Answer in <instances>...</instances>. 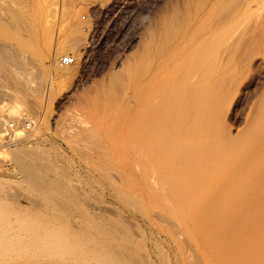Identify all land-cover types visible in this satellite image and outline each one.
I'll return each instance as SVG.
<instances>
[{"label":"bare ground","instance_id":"obj_1","mask_svg":"<svg viewBox=\"0 0 264 264\" xmlns=\"http://www.w3.org/2000/svg\"><path fill=\"white\" fill-rule=\"evenodd\" d=\"M41 1L50 18L53 0ZM171 6L170 11H159L153 27L144 29L122 68L107 75L105 84L114 94L122 92L124 77L136 85L125 94L128 100L122 110L128 125L125 138L129 134L132 140L121 141L126 145L119 157L123 165L115 171L120 183L112 185L122 193L134 188L129 168L135 158L140 183L155 188L150 204L166 209L157 206L154 218H166L173 233L186 237L185 250L195 257L193 264H208L212 251L218 256L226 253L220 264H264V232H255L264 228V0H175ZM47 19L48 26L44 24L34 37L48 58L57 60L86 38L78 23L62 33L59 27L54 36L53 20ZM74 63L62 66L66 69L60 73L72 78ZM88 91L80 94L83 103L88 102ZM233 117L236 123L230 124ZM113 130L116 137L119 133ZM4 134L0 129V137ZM16 152L20 159L23 153ZM21 159L17 162L24 163ZM237 212L242 213L239 227ZM19 213L0 216V264L79 262L72 249L74 235L67 234L68 227L66 234L62 232V222L46 219L48 213L45 217ZM226 218H233V225ZM232 255L240 263H234ZM85 261L82 258L81 263Z\"/></svg>","mask_w":264,"mask_h":264},{"label":"rangeland","instance_id":"obj_2","mask_svg":"<svg viewBox=\"0 0 264 264\" xmlns=\"http://www.w3.org/2000/svg\"><path fill=\"white\" fill-rule=\"evenodd\" d=\"M174 1L53 0L52 18L42 9L41 0L0 1V129L6 132L0 137V216L14 211L26 217H45L48 213L50 217L46 219H57L63 223L60 224L62 232L68 227L67 234L71 238L74 235L71 241L76 244H72V249L80 263L87 257H90L89 264H193L196 261L185 250L186 237L173 233L174 228H169L171 224L166 218H154L153 211L158 210V205L152 204L153 207L150 203L155 200V188L153 185L145 188L140 183L135 155L129 168L134 188L130 191L128 187L123 188L126 191L122 193L121 188L118 191L112 185V182L120 183L115 171L123 165L125 139L132 140L129 134L125 138L128 125L122 110L128 100L125 94L133 92L136 85L134 79L124 77L122 92L115 95L105 84L107 75L122 68L128 54L142 39L144 29L153 27L159 11H170ZM47 18L53 20L50 23L54 24V36L59 27L62 33L72 23H78L86 36L70 52L60 54L74 57L71 69L75 68L76 73L72 78L60 73L66 68L45 56V47L34 37L46 23L48 26ZM84 91L90 95L85 104L80 97ZM94 92H99L100 97ZM131 103L134 110V102ZM23 120L32 121L29 129L24 127ZM11 121L15 122V128L9 130L7 124ZM229 123H236L235 118ZM113 129H116L113 134L121 135L124 130L125 134L121 139L117 134L115 137L110 133ZM117 129L121 131L116 132ZM18 150L23 153L22 157L25 155L26 160L20 157L24 166L17 162ZM240 217L235 216L237 223L233 221L238 227ZM71 228L74 234L70 235ZM263 229L255 232L262 234ZM86 250L90 252L87 254ZM212 252L216 258L212 254L208 259L211 263V258L219 259L218 264L223 262L221 256L226 253L221 251L218 256L216 251ZM206 253L209 256L210 252ZM233 260L240 263L235 256ZM85 262L81 264H88Z\"/></svg>","mask_w":264,"mask_h":264},{"label":"built area","instance_id":"obj_3","mask_svg":"<svg viewBox=\"0 0 264 264\" xmlns=\"http://www.w3.org/2000/svg\"><path fill=\"white\" fill-rule=\"evenodd\" d=\"M56 62L61 65V66H68L71 65L75 62L74 57L71 54H64V55H60L59 57H57ZM24 122V127L26 129H29L32 125V121L31 120H23ZM7 128L9 130H12L13 128H15V122L11 121L7 124Z\"/></svg>","mask_w":264,"mask_h":264}]
</instances>
